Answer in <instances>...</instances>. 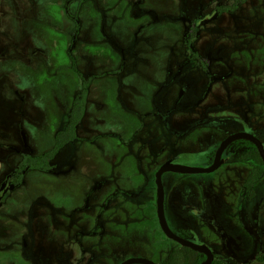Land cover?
Listing matches in <instances>:
<instances>
[{
    "label": "flooded vegetation",
    "instance_id": "flooded-vegetation-1",
    "mask_svg": "<svg viewBox=\"0 0 264 264\" xmlns=\"http://www.w3.org/2000/svg\"><path fill=\"white\" fill-rule=\"evenodd\" d=\"M72 1H77L79 7L87 0H66L64 4L66 17L74 22L70 15L76 16L78 25L76 28L74 22L72 32L75 37L79 23L77 13L70 10ZM182 21L177 44L179 49L173 53L174 68L164 83V86L174 84L178 96L163 110L157 107L152 120L142 123V128H148L142 131L147 132V138L142 140V155L151 161L139 164L137 177L128 182L121 179L122 170L113 168L112 181L106 179L97 184V192H87L83 209L77 207L73 212L60 209L59 217L53 216L57 213L42 210L26 215L24 211L17 214L18 210L10 213V209H1L6 202L5 197L25 183L27 173L39 171H27L24 182L11 187L7 175L19 163L20 153H35L31 149L20 151L18 163L0 183V217L5 218L10 226L3 233L16 236L19 231L14 229V225L26 216L21 224L29 233L39 231L51 239H58L48 234L55 233L57 229L64 232L66 251L61 250L57 256L49 257L43 249L35 252L24 236L20 242L11 237V243L0 245V264H94V252L89 254L87 247L106 248L101 241L111 230L112 261L104 260L97 264H121L130 257H144L162 264L175 250L183 247L195 251L200 262L206 259L205 253L167 237L161 229L155 175L166 161L181 164L179 156L189 151H201L206 155L203 167H210L221 143L240 132L258 139L264 148V0H206ZM186 39H190L189 45ZM181 43L188 54L184 62H181ZM81 83L82 80L76 94ZM71 105L72 101L60 129L67 123ZM172 115L174 120L170 119ZM23 140L27 146L25 137ZM185 143L187 145L183 146ZM72 154L70 150L69 155ZM53 159L51 162L56 168ZM218 160V166L210 172L169 170L162 173L165 217L175 234L210 249L213 255L211 264H252L264 248V193L258 189L264 180V161L257 145L246 137L231 139L221 150ZM109 183L112 184V220L101 218L105 208H95L98 198L95 201L91 199L96 193L104 192ZM105 198L107 201L111 196ZM171 211L174 213L170 214ZM150 213L157 227L156 233L162 239L166 238L169 244L153 246L151 253H132L129 239L134 229L132 221L139 216V226H142V221L146 222ZM172 216L177 217V222H173ZM12 219L13 222L8 223ZM73 231L86 234L70 243L69 233ZM78 247L80 257H76L74 252ZM2 252H10V255L4 256Z\"/></svg>",
    "mask_w": 264,
    "mask_h": 264
},
{
    "label": "rangeland",
    "instance_id": "rangeland-1",
    "mask_svg": "<svg viewBox=\"0 0 264 264\" xmlns=\"http://www.w3.org/2000/svg\"><path fill=\"white\" fill-rule=\"evenodd\" d=\"M65 1L0 0V183L13 165L18 163L20 151L31 149L41 152L47 147L51 148L49 134L65 122L70 97L79 86L78 76L71 69L70 58L67 56V51L75 44L76 36L72 34L74 22L66 17L64 11ZM205 1L127 0L133 6L135 16L140 17L142 22L147 21L143 33L164 38L166 47L173 45L174 50L179 49L177 44L183 27L182 20ZM108 5H112V0H87L79 7L77 1H72L70 10L82 18L92 16L93 13L102 17L109 15L112 18V8L104 9ZM97 10L101 12L97 13ZM85 27L92 30L93 26L88 22ZM99 38V35H95L90 41L84 40L75 48L74 57L82 51L92 52L100 47L93 44L99 41ZM95 39L97 41L94 42ZM86 43L88 45L84 46ZM180 52L181 62H184L188 54L182 43ZM104 64L102 61L100 67ZM148 119L152 120V117ZM158 125L161 130L160 122ZM24 137L27 146L24 144ZM74 146L76 145L71 147L73 154L69 155L67 161H56L57 167L53 172L29 171L25 183L5 197L6 202L1 209H10V213L11 210H18L17 214L24 211L26 215L42 210L57 213L53 215L57 217L60 216V209L68 212L83 209L87 192H97V184L106 179L112 181V170L104 169L98 162L102 157L101 151L85 145L80 149V154H77L74 152ZM178 162L203 167L206 165V155L201 151H189L186 155L179 156ZM258 189L260 193H264V180ZM107 195H110L111 199L106 201ZM96 197L98 200L95 208H105L101 218L112 220V184L109 183L104 192L96 193L91 199L95 201ZM172 213L174 212L171 211L170 214ZM151 217V213L146 216L147 221H142V226H139V216L132 221L134 229L132 237H129L132 253H151L153 246L169 244L166 238L162 239L161 235L156 233L157 227ZM24 218H20L14 225V229L19 231L16 237L3 233V230L10 226L5 222V218L0 217L1 246L11 243V237L20 242V238L24 236L35 252L43 249L49 257H55L61 250L66 251L64 246L67 240L64 232L57 229L55 233L48 234L58 239H51L39 231L29 233L22 228ZM172 219L174 223L177 222L176 216H172ZM12 222L13 219L8 221ZM84 234L79 231L69 233V242L77 241ZM104 235L101 244L106 248L87 247L89 254L94 252V264L104 260L112 261V230ZM74 252L76 257H80L79 247L75 248ZM9 253L1 254L7 256ZM252 264H264V248Z\"/></svg>",
    "mask_w": 264,
    "mask_h": 264
},
{
    "label": "crops",
    "instance_id": "crops-1",
    "mask_svg": "<svg viewBox=\"0 0 264 264\" xmlns=\"http://www.w3.org/2000/svg\"><path fill=\"white\" fill-rule=\"evenodd\" d=\"M111 8L112 18L95 13L87 18L78 16L76 41L71 51H67V56H72L83 78L91 77V80L84 115L76 128L80 139L61 148L53 162L67 161L73 145H76L74 152L77 154L85 145L93 146L102 153L98 160L101 167L122 170L120 177L123 182H128L137 177L139 164L151 161L142 155V140L147 138V132L142 131L148 129L147 126L142 128V123L149 117L153 118L157 107L163 110L178 96L174 84L164 86L174 68L175 50L173 45L166 47L164 38L143 33L147 21L142 22L133 14V6L127 0H112V5L104 7L106 10ZM88 22L93 26L92 30L85 27ZM95 35H99L100 40H93L97 41L93 44L100 47L92 52L82 51L74 57L75 48ZM102 61L105 64L100 67ZM70 67L73 70L71 60ZM76 75L80 86L81 78ZM76 91L70 97L68 108ZM170 119L174 120L173 115ZM175 125L178 126V123L175 122ZM57 129L49 134L51 144ZM47 149L49 147L43 151Z\"/></svg>",
    "mask_w": 264,
    "mask_h": 264
},
{
    "label": "trees",
    "instance_id": "trees-1",
    "mask_svg": "<svg viewBox=\"0 0 264 264\" xmlns=\"http://www.w3.org/2000/svg\"><path fill=\"white\" fill-rule=\"evenodd\" d=\"M70 16L76 23L77 28L78 24L76 21V16ZM186 43L189 45L190 39H186ZM70 60L72 62L73 70L76 71L80 76L82 83L79 92L72 100L67 123L63 129H59L55 132L51 148L37 154L31 151L20 153L21 158L19 163L7 175L8 180H10L11 187H16L22 184L24 182L25 175L29 170L34 169L44 172H52L55 166L51 161L54 158L55 154L66 143L78 138L76 134V126L81 121L84 114L87 87L89 85L91 77L84 79L82 74L77 70L71 55ZM251 181L252 180H250V182ZM199 262L200 258L197 256V254H195V251L187 247H183L175 250L162 264H198Z\"/></svg>",
    "mask_w": 264,
    "mask_h": 264
},
{
    "label": "water",
    "instance_id": "water-1",
    "mask_svg": "<svg viewBox=\"0 0 264 264\" xmlns=\"http://www.w3.org/2000/svg\"><path fill=\"white\" fill-rule=\"evenodd\" d=\"M237 137H246L249 139H252L253 142L257 145L260 155L264 161V148L262 146V144L260 143V141L258 139L253 138L252 136L240 132V133H236L234 135H231L230 137H228L226 140H224L221 143L220 148L218 149L217 152V156L216 159L213 163V165H211L210 167H197V166H190V165H184V164H176V163H172L171 161H166L165 163H163L159 169L156 172V179H155V183L157 186V215H158V220H159V224L161 229L163 230V232L165 233V235L177 242H179L180 244L184 245V246H188L198 252L201 253H205L206 254V259H204L202 262H200L199 264H211L212 259H213V255L212 252L210 251V249L204 245V244H197L195 242H192L190 240H186L180 236H178L177 234H175L171 228L169 227L166 217H165V213H164V190H163V185H162V173L165 171H176V172H181V173H199V172H210L213 171L219 163L218 157L221 153V150L223 149V147L233 138H237ZM132 263H142V264H156L155 262H153L150 259L144 258V257H130L126 260H124L121 264H132Z\"/></svg>",
    "mask_w": 264,
    "mask_h": 264
}]
</instances>
